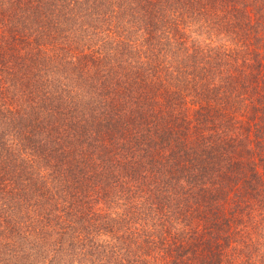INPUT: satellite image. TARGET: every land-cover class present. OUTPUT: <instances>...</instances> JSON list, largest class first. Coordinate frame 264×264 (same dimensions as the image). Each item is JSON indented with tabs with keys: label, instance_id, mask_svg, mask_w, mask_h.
<instances>
[{
	"label": "trees",
	"instance_id": "trees-1",
	"mask_svg": "<svg viewBox=\"0 0 264 264\" xmlns=\"http://www.w3.org/2000/svg\"><path fill=\"white\" fill-rule=\"evenodd\" d=\"M0 264H264V0H0Z\"/></svg>",
	"mask_w": 264,
	"mask_h": 264
}]
</instances>
